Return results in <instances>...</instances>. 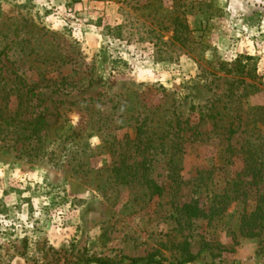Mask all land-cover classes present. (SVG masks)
I'll use <instances>...</instances> for the list:
<instances>
[{
  "label": "rangeland",
  "instance_id": "1",
  "mask_svg": "<svg viewBox=\"0 0 264 264\" xmlns=\"http://www.w3.org/2000/svg\"><path fill=\"white\" fill-rule=\"evenodd\" d=\"M206 3L217 10L204 15ZM218 3L0 0V104L16 110L5 93L18 75L44 93L29 110L47 107L63 126L39 157L0 141V264H127L157 251L174 260L186 236L195 264H264V221L254 237L238 228L264 192L242 159L264 173V3L238 14ZM119 24L117 38L108 27ZM147 137L165 140L145 150L161 198L112 178L124 155L141 159L132 140ZM192 197L224 210L177 221L175 203Z\"/></svg>",
  "mask_w": 264,
  "mask_h": 264
},
{
  "label": "trees",
  "instance_id": "2",
  "mask_svg": "<svg viewBox=\"0 0 264 264\" xmlns=\"http://www.w3.org/2000/svg\"><path fill=\"white\" fill-rule=\"evenodd\" d=\"M205 7H209L210 10H201V12L211 15L212 12L216 11L217 8L214 7L212 3H206ZM210 16H207L208 20ZM179 30L173 28L172 39L176 36L177 31L181 33L182 29L188 30L187 24L180 26ZM114 30L113 36L119 38L121 37L120 29L121 24L114 27H108ZM181 40V39H180ZM6 83H9L8 78H4ZM15 85L9 87L8 91L5 93L6 98H11L15 96L18 100V106L15 111H11L7 104H0V141H4L9 136L14 141V143H20V148L18 151L24 152L26 155L34 158L39 157V155H44L50 149L51 144L56 141L58 137V131L63 127L61 125L55 126L56 121H51L47 118L48 115L45 114L47 107L38 112H33L29 110L31 105L29 104L31 98L36 96L37 99L42 98L43 92L35 93L25 85V80L23 77L18 75L15 76ZM8 102V100H7ZM179 122L176 121L174 127L179 131ZM230 133H234L233 128H229ZM60 136V135H59ZM133 139L132 141L136 148L139 149L141 153L140 160H133L132 163L126 161L125 155L123 158L118 160L117 165L113 166L111 169L113 182L116 184L127 185L138 190L142 193V196L150 199L154 196L161 198L165 194V186L163 184H158L151 176L148 169V162L151 161L149 154H145L147 147H152L154 141H158L157 145H164L165 140L163 138L153 139L152 137H147L144 141L140 138L138 140ZM177 144H171L170 149L172 150L168 155L167 165L172 171L169 177L172 184L179 186L181 183L178 180V174L176 171V163L178 158L175 157V147ZM245 162V167L253 173V179L260 180L264 182V173L262 174V164L255 158L251 156H246L242 158ZM251 159V160H249ZM231 163V159L227 160ZM251 161V162H250ZM171 189V184L170 187ZM137 196V195H136ZM137 199L142 200L143 197L138 196ZM224 207L219 204L212 206L208 211L202 209L199 205L197 198L192 197L189 201L182 204H176L173 207V212L176 213L177 221L180 219L189 222L191 219L198 218H209L212 219L216 214L222 212ZM179 216V217H178ZM264 221V192L260 195V198L256 204V207L248 214H243L241 216L238 228L239 230L246 229L244 233L245 236L254 237L257 236V232H254V228L262 227V222ZM178 256L174 260H169L165 257L158 256L159 252H153L145 257H133L129 258L127 264H195V260L199 253H193L191 251V244L186 236L183 240L174 244ZM84 264H91L88 260ZM95 264H120L119 262L110 260L108 258H97Z\"/></svg>",
  "mask_w": 264,
  "mask_h": 264
},
{
  "label": "crops",
  "instance_id": "3",
  "mask_svg": "<svg viewBox=\"0 0 264 264\" xmlns=\"http://www.w3.org/2000/svg\"><path fill=\"white\" fill-rule=\"evenodd\" d=\"M264 0H219L218 5L231 13H247L259 8Z\"/></svg>",
  "mask_w": 264,
  "mask_h": 264
}]
</instances>
